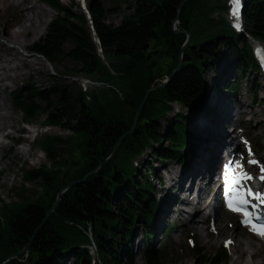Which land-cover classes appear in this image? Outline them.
Wrapping results in <instances>:
<instances>
[{"label":"trees","instance_id":"1","mask_svg":"<svg viewBox=\"0 0 264 264\" xmlns=\"http://www.w3.org/2000/svg\"><path fill=\"white\" fill-rule=\"evenodd\" d=\"M119 1L129 9V14L122 16L117 26L105 23V16L113 8H104L99 0H89L88 4L93 32L105 62L98 56L86 17L74 14L58 0H46L56 15L47 25L44 36L29 48L52 66L59 65L64 58L72 61L78 73L104 87L90 92L80 89L73 96L66 84L54 82L49 89L26 85L11 93L23 120L44 113L45 125L79 135L81 154L88 163L73 167L66 174L68 183L98 166L116 140L130 129L134 112L151 86L147 81L150 74L145 70L143 48L146 44L159 41L156 59L163 53L171 60L168 65L171 69L164 72L168 76L177 64L179 49L186 39L185 34L170 30L183 0ZM244 1V35L234 33L222 16L219 20L211 17L214 9L224 8L218 2L212 5V0H189L184 4L178 17L179 29L190 33V41L182 52L179 71L163 88L148 93L136 125L130 135L123 137L115 160L102 164L83 183L66 189L44 223V215L63 179L59 166L63 162L57 148L61 143L65 145L70 136L66 140L43 136L41 151L52 162V168L41 166L26 171L24 180L35 182L47 194L42 202L1 206L0 264L23 249L32 237L25 253L4 264H64L67 257L72 264H135L128 255L122 259L120 252L131 240L136 224L146 239L142 250L145 263L161 264L159 254L148 243L152 239V219L158 210L149 179L155 170L147 163L140 172L135 162L149 150L160 165L170 161L184 164L182 150L188 133V115L194 118L203 110L210 111L203 71H215L220 66V73L215 72L210 81L216 87L217 79L224 73L222 80L230 71L247 79L251 72L258 71L249 40L264 44V0ZM239 39L241 46H237ZM66 43L70 47L64 50ZM159 69L152 70V77ZM233 84L228 83L221 90L233 89ZM172 104H178L180 109L161 133L155 124L171 112ZM163 141L165 146L159 147ZM113 164L115 172L111 169ZM88 248L95 252V258ZM197 250L195 247L197 264H226L228 260L224 250L207 254Z\"/></svg>","mask_w":264,"mask_h":264},{"label":"rangeland","instance_id":"2","mask_svg":"<svg viewBox=\"0 0 264 264\" xmlns=\"http://www.w3.org/2000/svg\"><path fill=\"white\" fill-rule=\"evenodd\" d=\"M216 1V2H215ZM58 2L64 6L65 8H69L71 12L74 14L80 16L83 15L87 18L88 15V4L89 0H58ZM101 5L104 8L110 9L113 8V12L107 13L105 16V23L117 26L119 22L121 21L122 16L129 14V9L122 4L119 0H99ZM218 2L219 5L224 8L221 10L214 9L211 13V17L215 20H219L220 16H222L225 20L228 19V11L229 8L227 6L228 0H212L211 4L216 5ZM246 3V2H245ZM40 4V2L38 3ZM42 6H46L49 8L46 4L41 3ZM51 9V8H50ZM52 10V9H51ZM53 13H51V17L49 19L50 21L55 17L56 12L52 10ZM229 24L233 25V23L228 19ZM242 18L240 16V27L242 29L241 34H243V27H242ZM48 23V24H49ZM47 24V25H48ZM46 31V30H45ZM45 31L36 37L33 38L32 33L28 34L29 43L27 45V50L21 49V52L25 55H35L30 52V46L38 41L40 38H42L45 34ZM172 32V31H171ZM174 33V32H172ZM179 34V33H175ZM182 34V33H181ZM185 42V41H184ZM250 42V46L254 43L252 41ZM159 41L153 40L146 44V49H143V52L145 53V70L149 72V62L153 61V58H156L157 54L159 53ZM241 40L239 39L237 42V46H241ZM262 49H264L263 43H258ZM183 45V44H182ZM181 45V46H182ZM70 47L69 43H66L63 48L64 50H67ZM38 56V55H37ZM40 57V56H39ZM156 63V61H153ZM49 64V63H48ZM171 64V60L168 59L167 65H162V70L167 73L169 69H171V66L168 67V65ZM182 64V63H181ZM50 68L48 69L46 64H43V68L41 71H34L29 70V67L26 66L24 69L25 73H29V75L24 74V76L16 83V84H10L8 83L4 90L0 89L1 95L5 97L7 102L9 103L12 110L15 111L16 116H18V126L22 128V130H33V133L30 135L29 141L31 143V154L29 156H26L25 159H22V157H17L13 150L16 146H19L20 144L14 142V136L10 138H6L3 140L4 147L2 148L3 156L0 159V208L3 204H12L13 202L16 203H23V202H34L37 200L38 202H42L43 196L47 194V191L42 189L40 186H38L35 182L29 181L25 182L24 180V174L26 171H31L34 169H38L41 166H46L47 169L52 168V162L48 161L43 152L41 151L40 141L43 138V136H53V137H59L60 139H67L69 136L70 138L67 139L66 144L64 145L61 143V146L57 148V153L60 154V159L63 164H60L62 168V178L64 175L69 174V169L72 167H80L84 164L86 165L88 163L86 158L82 157V147L80 145V137L79 135H68V131L59 128V127H53V126H47L43 123L45 114L41 113L39 115H35L32 118L28 120H23L22 115L18 109L15 108L14 103L11 99V93L17 92L18 89L24 88L26 85L38 88V89H49L50 86L54 82H61L63 84H66L69 88V92L74 96L80 89L84 90L86 92L95 91L97 88L104 87V85H99V87H92L91 85H87L84 83H81L82 80H86V77H84L82 74L78 73L77 66L72 61L64 58L59 65L52 66L49 64ZM154 64V68H155ZM168 67V68H167ZM175 69V68H174ZM173 69V70H174ZM71 70H74L75 73H73ZM172 70V71H173ZM220 66L217 67L215 71L212 70H205L203 71V79H204V88L205 93L207 96V103L209 106L210 111L207 112V114L212 113L214 116L215 111L210 105V96L211 93L214 91L213 89L216 88L218 90H221V87L228 83H234L233 89L230 91H225L227 95L230 96V98L235 101L238 98V94L241 93L245 96L247 100V107L244 111H238L233 115V119L237 122H241V126L243 134H238L240 137V141L248 142V146L250 147L251 151L246 150L241 146V151H244V156H249L247 159L254 160L257 158H260L264 155V81L261 79L260 71L251 72L249 74V77L246 79L245 77H241L239 73L232 72L229 77L224 80V82H221L222 76H220L217 80L218 87L211 85L212 82L211 79L214 76L215 72L220 73ZM231 70V69H230ZM170 75V74H169ZM168 75V76H169ZM167 76V78H168ZM165 79V81L162 84V88L167 83L168 79ZM150 80V76L147 78V81ZM235 81V82H233ZM250 83L252 84V89H250ZM95 88V89H94ZM161 89V88H159ZM157 91V89H156ZM23 93H26L23 91ZM254 98V99H253ZM255 100V104H251V102ZM179 105L178 104H172L171 105V112L166 114L165 116L159 118L156 122V127L159 129V131L162 133L164 128L167 125V121L174 118V114L179 111ZM255 112L258 114L259 119H262V125L260 127L257 126V123L259 121L254 120L251 118V120H248L250 116H252L250 113ZM202 113L206 114V112L203 110ZM187 114V113H185ZM201 114V112L196 115V117L191 118L188 115L187 118V129L188 133L186 138L190 135V126L195 121V119ZM31 124V125H30ZM15 136L22 137L24 136L23 132H17L14 134ZM241 143V142H240ZM65 146V148H64ZM165 146V142L163 141L159 147ZM185 145L183 146L182 155L183 158H185ZM40 157V160L37 161V157ZM151 159V161H150ZM151 164L155 170V167L158 168L157 173H151L149 179L150 182L153 178V175L156 177H159L160 179L164 178L167 173L171 170L178 171L183 166H180L178 163L175 162H166L165 164L159 163V160L152 156V153L149 150H146V152L139 157L135 164L137 169L141 172L143 171L142 168L145 167V164ZM158 166H166V169L161 170ZM101 167L96 166L89 170H87L81 178H73L70 182L78 181L84 178V180L90 176L95 174L98 169ZM111 169L113 172H115L116 165L113 164L111 166ZM263 168H258L255 170H261ZM112 172V173H113ZM81 173V172H80ZM79 173V174H80ZM257 173V172H256ZM71 175V174H70ZM79 176V175H78ZM62 180V179H61ZM69 182V183H70ZM152 183L157 185L156 180H152ZM151 183V184H152ZM153 193L154 198L157 200L158 210L154 213V217L152 219V227H153V233L154 237L152 240H148L149 245L154 248L157 253L160 256L161 264H176L175 260H172L174 256L176 257H187L186 264H197L198 257L195 255V247L198 248V250H202V253L207 254L211 253L214 250L220 249L224 250L228 255V260L226 264H230L231 261V255L229 253V250L227 249V246L225 243H211V244H202L199 241H193L191 236L188 235L184 230H181V228L178 226V222L176 220L167 219V221L156 231L157 229V215L161 209H163V200H161V197L163 196L162 191H159L158 189L155 190V187L153 186ZM62 186V181H61ZM60 186V187H61ZM56 195V194H55ZM208 195V194H206ZM205 196V195H204ZM200 197V196H199ZM206 197V196H205ZM165 202H167V197ZM206 202V199H205ZM1 211V210H0ZM206 214V212H204ZM211 218L215 219L218 218L221 222L224 223L225 227L229 230H233L239 233V236H246L248 233L243 230L237 221L230 216L228 213H225L223 211H219L218 214H216V217L211 213ZM134 235H132V240L130 242L129 247L122 248V251L120 252V256L123 259L125 256H129L135 264H146L143 256H142V250L145 249L146 245V239L143 234V231L141 230L139 225H135L134 227ZM250 235V234H249ZM255 243H259L256 239L252 238L250 236L249 238ZM139 240V244L134 245L133 243L137 242ZM116 241V240H115ZM122 245V244H121ZM170 245V249L168 247ZM172 246V248H171ZM197 250V251H198ZM260 255L264 258V247L259 248ZM90 255H92L93 258L96 257L95 252L89 248ZM180 255V256H179ZM7 262V261H6ZM4 262V263H6ZM64 264H72L71 258H66L64 260Z\"/></svg>","mask_w":264,"mask_h":264},{"label":"bare ground","instance_id":"3","mask_svg":"<svg viewBox=\"0 0 264 264\" xmlns=\"http://www.w3.org/2000/svg\"><path fill=\"white\" fill-rule=\"evenodd\" d=\"M188 1L183 0L180 3V8L178 7L177 10V20H173L170 26L172 32L177 29L180 30L178 17L184 4ZM39 2L40 4H38ZM41 3L47 5L44 0H0V89L2 90L5 89L8 83L16 84L24 74H27L24 72L26 66L29 67V70L34 71H41L43 64H46L48 69L50 68L43 58L37 55L28 56L21 52V49L27 50V45L30 41L28 34L32 33V35H35L33 38L41 35L49 23L53 11L46 6H42ZM230 18L234 25L238 23L233 15ZM87 20L88 24H90L89 15H87ZM153 61H156L155 68H160L154 77H152V70L155 69L154 65L150 66ZM153 61L148 64L150 72V81L148 82H151V86L162 85L167 78V75L162 70V65H167L168 58L162 53L158 59L153 58ZM230 74L231 71L227 73L222 82ZM227 85L225 84L224 86ZM213 90L210 96V105L216 115L201 113L190 126V135L186 138V149L184 148L186 151L184 164H179L183 167L178 171H169L163 179L153 175L152 180L157 182V185L154 186L155 190H163L161 200H163V205L166 203L157 215L155 233L167 219L173 218L178 222L181 230L190 235L193 241H199L203 245L225 243L231 255L230 264H264V258L259 251V248L263 247L261 243L257 244L250 240L251 235L249 234L239 236L238 232L227 229L218 218L212 219L210 213L212 212L216 217L219 212L217 208H211L207 214L204 213L212 201L208 198L211 194L208 193L205 197V191L202 188L207 183H210L211 174L214 173L220 158L222 156L227 157L234 151L240 150V136L238 134H243L244 132L239 126L242 123L235 121L233 115L238 111H244L247 107V100L241 93L237 95V100L233 101L225 92L230 91V89L218 90L214 88ZM251 104H253V101ZM250 114L252 116L248 120L253 118L259 121L257 126L260 127L263 123L262 119H259L258 114L255 112ZM18 120L19 118L16 116L15 111L11 109L9 103L0 92V159L3 156V140L13 136L20 143L19 146L13 147L15 148L13 153L17 157H22V159L31 154L29 138L33 130H22L18 126ZM17 132H23L24 136H15L14 134ZM67 133L69 135V132ZM121 142L122 140L118 144L113 145L109 154L101 162L114 161L120 151ZM36 157L37 161L40 160L39 156ZM252 161H255V163L249 166L248 171L257 172V177H264V171L255 170L258 168L264 169V155ZM158 167L161 170L166 169V166ZM72 168L69 169V172ZM157 171L158 168L155 167V173ZM68 178V176L64 175L62 187L68 184ZM256 181L258 189H264V179ZM195 183H198L197 189L201 188L199 189V191H202L200 197L198 195L189 196L191 195L189 186ZM166 197L167 202H165ZM46 200H49V196H47ZM54 200L55 196L51 199V205ZM134 232L135 230L132 235H134ZM153 235L154 233L152 232V239ZM132 238L131 236V240ZM131 240L127 242L126 247L130 246ZM133 244H139V240ZM168 247L170 249V245ZM186 258V256H180L179 258L174 256L171 259L175 260L176 264H186Z\"/></svg>","mask_w":264,"mask_h":264},{"label":"water","instance_id":"4","mask_svg":"<svg viewBox=\"0 0 264 264\" xmlns=\"http://www.w3.org/2000/svg\"><path fill=\"white\" fill-rule=\"evenodd\" d=\"M180 5H181V4H179V6H178L179 8H180ZM176 20H177V15H176L174 21H176ZM90 28H91V37H92V40H93L94 44L96 45V48H97V50H98V54H99L100 58L102 59L101 48H100V46H99L98 38L96 37V35H95L94 32H93V28H92V27H90ZM173 32H174V33H180V34L182 33V34H185V35H186V39H185V42L183 43V45H182V46L180 47V49H179L177 64H176V66H175V69H174V70L170 73V75L168 76V78H167L168 80L172 79V78L174 77V75L179 71L180 66H181V63H182V60H183V59H182V52H183L184 48L188 45V43H189V41H190V33H189L188 31L178 30V29H177V30H175V31H173ZM146 47H147V46H146ZM146 47H144L143 49L145 50ZM154 64H155V62L151 63L150 66H153ZM149 81H150V80H149ZM159 88H162V85L150 86V87L145 91L142 100L140 101V103L138 104V106H137V108H136V110H135V112H134V115H133V119H132V123H131V127H130V129H129L128 131L124 132V133H123V134H122V135L116 140V142L114 143V145L118 144V143L123 139V137H124L125 135H130V134H131V132L133 131V129H134L135 125H136V122H137V119H138V115H139V113H140V110H141V108H142V106H143V104H144L146 98H147L148 93H149L150 91H153V90H156V89H159ZM104 163H105V162L103 161V162L99 163L98 166H100V165H102V164H104ZM83 182H84V178H82L81 180H78V181L70 182V183H68V184H67L66 186H64V187L61 186V187L58 189V191H57V193H56V195H55V200H54L53 204L51 205V207H50V209L48 210V212L45 214V216H44V218H43V220H42V223H44V221L46 220V217L48 216V214L51 213V212H53L54 209L56 208V206H57V204H58V202H59V200H60V196H61V194H62L66 189H68L70 186L75 185V184H78V183L81 184V183H83ZM32 239H33V237L29 240V242L24 246L23 249H20L19 251H17V252L14 253L13 255L9 256L8 259H6L4 262L9 261V260H13V259H17L19 255L25 253V252L28 250V248H29V246H30V244H31V242H32ZM4 262H2L1 264H4Z\"/></svg>","mask_w":264,"mask_h":264},{"label":"snow or ice","instance_id":"5","mask_svg":"<svg viewBox=\"0 0 264 264\" xmlns=\"http://www.w3.org/2000/svg\"><path fill=\"white\" fill-rule=\"evenodd\" d=\"M232 4H233V16H236L237 15V12H236V6L239 4V0H231ZM252 163H255V161H251ZM237 167H239V165H237ZM262 171H264V169H262ZM251 177L248 176L247 173H244L242 178H238L236 181H234V185L236 186H239L241 184V179H244V180H247V179H250ZM262 179H264V177H262ZM234 191L236 193H239L240 192V189L238 187L234 188ZM228 194V189L226 188V195ZM248 195L251 196L252 193H251V190L248 191ZM260 194H257V196H259ZM238 204L240 207H244L245 210H246V214L249 216V218L251 219V213H248L247 212V208L250 207V201L247 200V199H244V197L241 195L239 197V200H238ZM230 207H232V205L230 204L229 205ZM253 212H255V208L253 207L252 209ZM258 219V217H257ZM242 223H244V221H242ZM259 228L261 229V234H264V224H261L259 225Z\"/></svg>","mask_w":264,"mask_h":264},{"label":"built area","instance_id":"6","mask_svg":"<svg viewBox=\"0 0 264 264\" xmlns=\"http://www.w3.org/2000/svg\"><path fill=\"white\" fill-rule=\"evenodd\" d=\"M87 83H89V85H93L91 82H87Z\"/></svg>","mask_w":264,"mask_h":264}]
</instances>
